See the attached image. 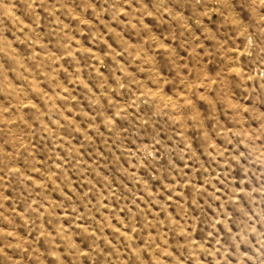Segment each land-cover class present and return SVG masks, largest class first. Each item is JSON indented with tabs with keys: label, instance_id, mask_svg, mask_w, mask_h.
<instances>
[{
	"label": "rangeland",
	"instance_id": "obj_1",
	"mask_svg": "<svg viewBox=\"0 0 264 264\" xmlns=\"http://www.w3.org/2000/svg\"><path fill=\"white\" fill-rule=\"evenodd\" d=\"M0 264H264V0H0Z\"/></svg>",
	"mask_w": 264,
	"mask_h": 264
}]
</instances>
